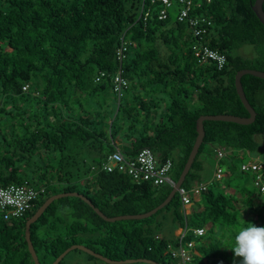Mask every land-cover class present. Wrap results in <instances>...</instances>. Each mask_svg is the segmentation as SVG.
<instances>
[{
  "label": "trees",
  "instance_id": "trees-1",
  "mask_svg": "<svg viewBox=\"0 0 264 264\" xmlns=\"http://www.w3.org/2000/svg\"><path fill=\"white\" fill-rule=\"evenodd\" d=\"M255 1L195 0L190 14L209 19L195 36L188 22L179 21L183 4L176 1L160 19L161 3L152 0H0V186L29 182L46 187L47 195L20 218L6 220L0 211V264H35L26 221L56 193L84 194L108 216L144 213L162 203L170 182L138 183L127 173L102 170L117 149L129 159L145 147L161 161L171 159L168 175L177 181L201 115L249 116L235 75L244 68L264 71V24ZM204 45L226 55L223 69L199 61L195 53ZM244 45L255 53L241 54ZM119 70L129 83L124 97L114 91ZM242 83L256 119L246 125L204 122V141L183 186L209 185L193 200L190 216L179 193L148 218L115 222L81 197H62L31 226L40 262L51 264L69 246L84 244L111 259L171 264L166 247L177 244L173 230L204 227L203 235L191 230L186 236L196 241L192 264H239L231 250L236 230L242 222L264 226V198L255 187L216 193L202 171L212 153L215 166L232 173L237 160L264 159V78L245 74ZM219 149L226 152L222 158ZM241 172L253 180L255 174ZM166 211L171 223L164 221ZM66 256L59 264H68Z\"/></svg>",
  "mask_w": 264,
  "mask_h": 264
},
{
  "label": "built area",
  "instance_id": "built-area-1",
  "mask_svg": "<svg viewBox=\"0 0 264 264\" xmlns=\"http://www.w3.org/2000/svg\"><path fill=\"white\" fill-rule=\"evenodd\" d=\"M153 2L159 1L161 8L159 9V18L165 19L169 15V10L173 6L174 1L179 2L182 5V10L179 14V21L188 22L191 30L195 36L202 35L206 29L204 22H209L207 16H193L190 14V9L193 6L195 0H152ZM211 1V0H207ZM127 46L122 44L118 49V59L122 62L126 57ZM196 56L199 61L204 62L206 60L213 61L218 69L225 67L227 57L225 54L204 45L202 48L197 49ZM104 75V73H102ZM114 91L122 96L123 92L127 89L129 83L122 70H119L114 76ZM29 85H25L24 90L28 89ZM219 157L225 156L226 152L223 149L218 150ZM173 166V161L167 159L161 161L152 149L143 148L134 159L127 158L121 150L117 149L108 155L106 160L101 165L102 170L106 172L120 171L127 173L133 180L140 183L143 180L153 181L155 184H162L164 182H170L174 184V180L168 175V171ZM241 170L248 171L251 174H255L253 178V187H255L261 196L264 198V159L256 158L251 155L250 160L241 163ZM227 169L222 164H217L214 172V179L221 180L224 178ZM207 183H192L191 188L181 186L178 189V193L181 195L182 204L185 209V213H188L187 208L193 204V200L199 198L201 193L208 188ZM46 187L37 186L29 182L24 183H11L8 185L0 186V211L4 213L5 219L20 218L28 210L34 207L36 199L45 193ZM193 230L195 236H201L205 233L204 227L196 228H181L177 234V244L168 243L167 251L171 257L177 262V264H188L192 262V249L194 248L196 241L194 239H186L187 233Z\"/></svg>",
  "mask_w": 264,
  "mask_h": 264
},
{
  "label": "water",
  "instance_id": "water-1",
  "mask_svg": "<svg viewBox=\"0 0 264 264\" xmlns=\"http://www.w3.org/2000/svg\"><path fill=\"white\" fill-rule=\"evenodd\" d=\"M264 0H256L253 4V10L256 13L259 20L264 24V8H263ZM245 74H252L254 76L264 78V71L258 70V69H252V68H244L239 70L235 75V86L237 89V93L244 104L245 108L249 112V116H239V115H233V114H203L197 119V137L195 140V143L192 147V150L189 154V157L184 165V168L179 176V179L177 181H174L172 191L168 195V197L160 203L157 207L151 209L150 211L144 212V213H137V214H123V215H115V216H108L106 215L102 210H100L98 207H96L90 199H88L84 194H81L79 192H61L56 193L54 195H51L48 197L43 204L35 211V213L30 216L26 221V227H25V235L26 240L28 243V247L30 250V253L34 259L35 264H42L40 262L39 256L36 252L34 243L32 241L31 236V226L34 222H36L39 217L44 213V211L47 209V207L55 200L66 197V196H78L82 199L86 200L91 206L94 207L95 211L103 217L107 221L115 222L120 220H129V219H144L152 216L153 214L157 213L160 209L164 208L166 205H168L171 200L174 198V196L177 194L178 189L181 187V185L185 182L193 163L196 159V156L199 152V149L204 141L205 137V124L204 122L206 120H219V121H230L235 122L239 124H250L255 121L257 112L255 108L252 106V104L249 102L244 86L242 83V77ZM80 249L82 251H85L104 262L110 263V264H129V263H136V262H146L149 264H160L154 260L147 259V258H127V259H111L99 252L94 251L93 249L87 247L84 244H73L69 246L67 249H65L51 264H59L60 261L63 260V258L70 253L72 250Z\"/></svg>",
  "mask_w": 264,
  "mask_h": 264
},
{
  "label": "rangeland",
  "instance_id": "rangeland-1",
  "mask_svg": "<svg viewBox=\"0 0 264 264\" xmlns=\"http://www.w3.org/2000/svg\"><path fill=\"white\" fill-rule=\"evenodd\" d=\"M240 53L243 55H253L255 52L252 50V46L250 45H244L240 50ZM126 92H123V95H125ZM122 95V96H123ZM124 97V96H123ZM121 147H124L125 144L121 143L120 144ZM261 154H254L253 156L256 158H261L262 155ZM202 157V156H201ZM225 164L229 163V160L225 159L224 160ZM237 170H235V172L232 173V168H226L227 172L224 176L223 179L221 180H215L213 178L214 175V170H215V164H216V156L212 153L210 155L206 156V162H205V168L202 171V175L204 180H210L211 181V186L214 188V191L216 193H218L219 191L226 193V195H229V191L230 192H234V191H245L246 188L248 189H253V180L251 178H249L248 175L244 174L241 172V168H240V164H241V160H237ZM93 163V162H92ZM228 167V165H227ZM232 189V190H231ZM237 196L240 197V194H237ZM47 195H42L40 196V200H42L43 198H46ZM196 202L192 205H190L187 208L188 211V215L190 216L192 213L193 208L196 206ZM197 207V206H196ZM164 214L167 215V218L164 220L165 222L171 223L172 221V215L171 212L166 211ZM163 214H159L158 218H162ZM46 225L44 227H42L39 232L40 235H45L46 234ZM180 231V228L178 229H174L172 232V236L173 237H177V233ZM167 233V232H166ZM167 260L171 263V264H176V262L174 261V259H171V257L169 256L167 258ZM65 262H67L68 264H107L106 262H104L103 260L99 259V258H91L86 252H81V251H77V250H72L70 253L67 254ZM129 264H149L146 262H136V263H129ZM188 264H192V262H189Z\"/></svg>",
  "mask_w": 264,
  "mask_h": 264
},
{
  "label": "clouds",
  "instance_id": "clouds-1",
  "mask_svg": "<svg viewBox=\"0 0 264 264\" xmlns=\"http://www.w3.org/2000/svg\"><path fill=\"white\" fill-rule=\"evenodd\" d=\"M231 250L234 257L241 258L239 264H264V226L251 223L244 226L242 222L236 230ZM233 264H236L235 259Z\"/></svg>",
  "mask_w": 264,
  "mask_h": 264
},
{
  "label": "crops",
  "instance_id": "crops-1",
  "mask_svg": "<svg viewBox=\"0 0 264 264\" xmlns=\"http://www.w3.org/2000/svg\"><path fill=\"white\" fill-rule=\"evenodd\" d=\"M231 190H232V189H231ZM180 229H181V228H180ZM179 232H180V231H179ZM179 232H178V233H179ZM178 233H177V234H178Z\"/></svg>",
  "mask_w": 264,
  "mask_h": 264
}]
</instances>
